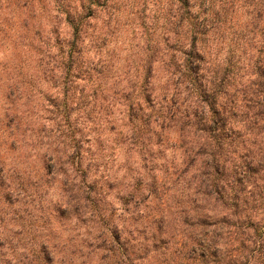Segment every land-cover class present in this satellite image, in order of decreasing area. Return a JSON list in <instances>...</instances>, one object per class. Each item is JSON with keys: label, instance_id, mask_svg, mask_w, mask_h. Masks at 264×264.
<instances>
[{"label": "trees", "instance_id": "16d2710c", "mask_svg": "<svg viewBox=\"0 0 264 264\" xmlns=\"http://www.w3.org/2000/svg\"><path fill=\"white\" fill-rule=\"evenodd\" d=\"M0 54V264H264V0H0Z\"/></svg>", "mask_w": 264, "mask_h": 264}, {"label": "rangeland", "instance_id": "374dc122", "mask_svg": "<svg viewBox=\"0 0 264 264\" xmlns=\"http://www.w3.org/2000/svg\"><path fill=\"white\" fill-rule=\"evenodd\" d=\"M120 52H121V55L120 56L123 57L124 52L122 50ZM1 58H2V55L0 54V59ZM117 157H118L117 160L118 161H121L124 158V155L121 152H118L117 153ZM47 196H48V199L49 200L52 199L51 200L52 203H55L56 197H55V194L51 190L48 191V195ZM36 215H38L37 212H36ZM36 215L34 214V217H36ZM51 219H52V227H54L55 231L57 230L56 231V238L54 239L55 241H56V239L62 241L68 235H70L71 237H73V240L75 242V246H77L75 248H78L79 247L78 245L80 244L81 240L87 238L85 232L82 229H80V231H79V229H77L78 231H75L76 229H73L72 228V224H70V223H64V225L60 226V225H57L55 223V220L53 218H51ZM43 234H49V232L46 230L45 232L43 231ZM78 254H79V251H77L76 257H74V259H76V261H79L80 260L77 257Z\"/></svg>", "mask_w": 264, "mask_h": 264}]
</instances>
